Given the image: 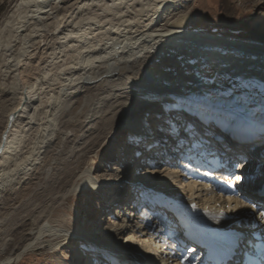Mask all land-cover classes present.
Segmentation results:
<instances>
[{"label":"bare ground","instance_id":"bare-ground-1","mask_svg":"<svg viewBox=\"0 0 264 264\" xmlns=\"http://www.w3.org/2000/svg\"><path fill=\"white\" fill-rule=\"evenodd\" d=\"M195 1L14 0L0 21V223L18 220L0 264L71 238L99 264H210V236L237 238L236 253L264 240V33L196 30ZM84 191L112 216L99 231L53 216Z\"/></svg>","mask_w":264,"mask_h":264},{"label":"rangeland","instance_id":"rangeland-1","mask_svg":"<svg viewBox=\"0 0 264 264\" xmlns=\"http://www.w3.org/2000/svg\"><path fill=\"white\" fill-rule=\"evenodd\" d=\"M226 1H228L227 6L237 8L233 16L229 15L224 8ZM13 2L14 0H0V21ZM193 10L195 17L192 23H194L196 30L223 33L237 38H250L254 33H264V0H196L193 4ZM156 122L155 131L160 125L159 121ZM179 133L181 135L182 130ZM125 138L126 136L122 135L120 139L125 141ZM129 138L131 139V136ZM257 143L263 145L264 139L259 138ZM105 150L106 148L103 147L99 151L102 153ZM87 161H89V164H93L95 172H98V174L103 173L99 158L90 157ZM111 162L107 163L108 168L113 167L114 163ZM51 184L52 182L48 178L39 180L36 200L38 198V200L44 201L43 199L50 190ZM31 196L32 194H30ZM100 200L102 201L98 196L90 195L88 191L70 193L65 199L55 203L56 212L54 211L53 216L67 215L70 217L68 220L72 225L77 224L86 230L97 229L99 231L103 225L102 222L106 219L109 220L107 222H110L112 219L111 214H103L102 209L99 207ZM17 220V218L13 219L8 215L5 222L0 223V240L2 241L0 246L13 237L14 230L12 229L14 225L12 224ZM82 247L83 245L78 238H71L64 245L55 249L44 244L43 247L27 252L20 260L12 264H66L69 261L70 264H86L88 262L99 264V257H96V261H93V258L90 259L92 254L77 255L76 250L78 249L86 251V248ZM58 257H61V263L58 262Z\"/></svg>","mask_w":264,"mask_h":264},{"label":"snow or ice","instance_id":"snow-or-ice-1","mask_svg":"<svg viewBox=\"0 0 264 264\" xmlns=\"http://www.w3.org/2000/svg\"><path fill=\"white\" fill-rule=\"evenodd\" d=\"M237 179H240V177H237ZM261 216H264V213H261ZM66 264H70V261L66 262Z\"/></svg>","mask_w":264,"mask_h":264}]
</instances>
